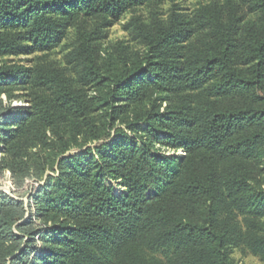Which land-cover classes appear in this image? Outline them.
I'll use <instances>...</instances> for the list:
<instances>
[{
    "label": "trees",
    "instance_id": "16d2710c",
    "mask_svg": "<svg viewBox=\"0 0 264 264\" xmlns=\"http://www.w3.org/2000/svg\"><path fill=\"white\" fill-rule=\"evenodd\" d=\"M152 1L0 0V60L38 56L0 64V146L14 173L37 148L60 172L36 192L39 223L0 193V264L264 262V0L138 25L144 53L102 46ZM18 86L30 105L14 113Z\"/></svg>",
    "mask_w": 264,
    "mask_h": 264
},
{
    "label": "rangeland",
    "instance_id": "374dc122",
    "mask_svg": "<svg viewBox=\"0 0 264 264\" xmlns=\"http://www.w3.org/2000/svg\"><path fill=\"white\" fill-rule=\"evenodd\" d=\"M220 1L223 0H153L150 4L129 12L119 22L104 31V36H106V38L100 42L104 47L121 44L129 47L131 52L144 53L146 47L142 44V39L138 35V25L147 26L156 19L159 21H168L174 14L189 17L198 8ZM71 40H74L73 33L70 40H67V42H70ZM67 42H64V44L66 45ZM65 53H67V51H63L62 48L56 49L54 52L49 53L48 59L55 62L57 66L64 67ZM37 57L38 56L35 55H29L8 58L0 60V64L3 65L6 63L9 65L31 67L34 64V59H37ZM27 94L28 92L23 90L22 87L18 86L14 88L12 91V99H9L6 95L2 97L4 106L16 109V112L14 113H17L18 110L28 109L30 104L28 102L29 98ZM94 146L95 144H92V147ZM153 149L167 157L185 155L183 150L177 152L159 144L155 145ZM77 152L80 151L73 150L68 152V154L72 155ZM52 160L53 159L47 150L40 148L31 150L28 157L25 159V161H27V168L25 170L17 169L14 173L13 169L10 167L8 157L3 154V149L0 146V193L6 197V200H14L24 203L28 212L25 219L20 223L30 218L32 214L33 219L39 223V220H37L35 216L36 192L40 187L45 185V180L48 175L58 176L60 173L57 166H55L54 171L50 169L52 166ZM259 165L260 168L264 169V157ZM43 166L44 168H48V171L44 175L41 174V168ZM111 183L117 191L121 189V186H119L120 182L111 181ZM15 232L18 233L17 229H15ZM36 245L38 248L43 247V243L39 240ZM232 257L237 264H264V262L258 257L244 255L239 250H234ZM35 259L36 257L34 255L31 256L32 262H35Z\"/></svg>",
    "mask_w": 264,
    "mask_h": 264
}]
</instances>
